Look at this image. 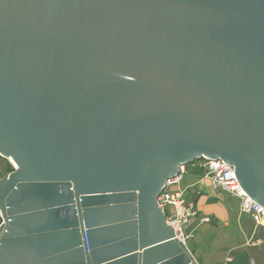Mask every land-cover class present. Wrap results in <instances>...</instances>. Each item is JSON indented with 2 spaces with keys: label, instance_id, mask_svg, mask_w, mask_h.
Wrapping results in <instances>:
<instances>
[{
  "label": "water",
  "instance_id": "obj_1",
  "mask_svg": "<svg viewBox=\"0 0 264 264\" xmlns=\"http://www.w3.org/2000/svg\"><path fill=\"white\" fill-rule=\"evenodd\" d=\"M0 264H195L157 197L233 167L264 209V0H0Z\"/></svg>",
  "mask_w": 264,
  "mask_h": 264
},
{
  "label": "crops",
  "instance_id": "obj_2",
  "mask_svg": "<svg viewBox=\"0 0 264 264\" xmlns=\"http://www.w3.org/2000/svg\"><path fill=\"white\" fill-rule=\"evenodd\" d=\"M200 166L187 165L179 184L194 200L198 221L190 236L191 259L195 264H264V221L241 216L238 199L191 171ZM257 241L258 246L250 244Z\"/></svg>",
  "mask_w": 264,
  "mask_h": 264
},
{
  "label": "built area",
  "instance_id": "obj_3",
  "mask_svg": "<svg viewBox=\"0 0 264 264\" xmlns=\"http://www.w3.org/2000/svg\"><path fill=\"white\" fill-rule=\"evenodd\" d=\"M11 167V172H4L5 167L0 164V181L5 175H10L16 171L15 164L10 159H3ZM201 167L206 170L207 177L216 188H220L239 200L240 214L243 217L251 218L259 224L264 221V209L251 200L241 189L233 167L225 164L221 160L213 161L209 159L200 160ZM3 163V162H2ZM186 166L179 169V174L167 181L164 188L157 197V205L166 216V224L169 226L178 240L182 241L181 226L188 225L196 221V211L194 200L191 199L185 190L179 187L182 176L185 174ZM260 244L259 241L250 243Z\"/></svg>",
  "mask_w": 264,
  "mask_h": 264
},
{
  "label": "rangeland",
  "instance_id": "obj_4",
  "mask_svg": "<svg viewBox=\"0 0 264 264\" xmlns=\"http://www.w3.org/2000/svg\"><path fill=\"white\" fill-rule=\"evenodd\" d=\"M1 160V159H0ZM3 162V163H2ZM2 162L0 161V164L3 166V167H5V171L4 172H11V167H10V165L7 163V162H5L4 160H2ZM196 163H200L201 164V162L200 161H197ZM185 169V173H187L188 172V167L187 168H184ZM191 171L194 173V174H197V175H199V176H201V177H204V178H207V173H206V170L203 168V167H197L196 169H191ZM192 199V198H191ZM195 205V204H194Z\"/></svg>",
  "mask_w": 264,
  "mask_h": 264
},
{
  "label": "bare ground",
  "instance_id": "obj_5",
  "mask_svg": "<svg viewBox=\"0 0 264 264\" xmlns=\"http://www.w3.org/2000/svg\"><path fill=\"white\" fill-rule=\"evenodd\" d=\"M11 160V159H10ZM12 161V160H11ZM13 162V161H12Z\"/></svg>",
  "mask_w": 264,
  "mask_h": 264
}]
</instances>
